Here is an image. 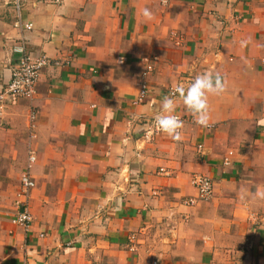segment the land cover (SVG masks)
<instances>
[{"label": "crops", "instance_id": "crops-1", "mask_svg": "<svg viewBox=\"0 0 264 264\" xmlns=\"http://www.w3.org/2000/svg\"><path fill=\"white\" fill-rule=\"evenodd\" d=\"M166 1L0 0V92L21 44L49 60L32 101H0V264H264V0ZM205 72L225 84L207 97L214 128L174 97L180 139L144 137L169 90ZM196 174L212 196L185 206Z\"/></svg>", "mask_w": 264, "mask_h": 264}, {"label": "built area", "instance_id": "built-area-1", "mask_svg": "<svg viewBox=\"0 0 264 264\" xmlns=\"http://www.w3.org/2000/svg\"><path fill=\"white\" fill-rule=\"evenodd\" d=\"M161 2L164 4L167 3L166 0H161ZM16 26L20 28L21 23L19 21L16 22ZM23 27L26 30H30L31 24H25ZM15 51L20 54V58L12 70L9 82L6 84L2 92H0L1 102L4 101L5 98H23L32 101L35 95V85L39 73L42 68L49 65V60L45 56L32 58L29 54H27L22 44L16 48ZM151 71L152 66L148 61L139 83L138 95L135 100H133L134 105L141 104L146 99L148 93L147 79ZM172 89L169 90V93ZM176 116L181 120L178 115ZM151 127V129L148 128L144 133V137H150L151 135H159L162 133L155 125L154 120H152ZM206 128L213 129L214 126L206 125ZM231 155L232 153H228V156L223 161L224 165H228V157ZM34 162L35 158L33 154L30 153L28 157V169L20 177V189L17 194L16 201L17 212L12 218L13 225L22 228L25 233L29 232L33 222V218L29 212V197L31 190L34 187V183L31 179L29 169ZM160 172H163V170H160ZM191 183L194 186L197 195L194 198L183 199V205L191 207L199 202H206L211 198L213 184L210 178L196 174L193 175Z\"/></svg>", "mask_w": 264, "mask_h": 264}, {"label": "clouds", "instance_id": "clouds-1", "mask_svg": "<svg viewBox=\"0 0 264 264\" xmlns=\"http://www.w3.org/2000/svg\"><path fill=\"white\" fill-rule=\"evenodd\" d=\"M141 15L147 19L152 18V12L148 8L141 11ZM225 90V84L219 74L205 72L197 75L187 87L180 84L164 96L161 101L160 112L154 117L155 125L160 131L173 140L180 139V129L183 121L175 114L174 97L179 98L185 109L194 117V122L201 126L208 124V95H219ZM257 198L264 199V191L254 194Z\"/></svg>", "mask_w": 264, "mask_h": 264}]
</instances>
